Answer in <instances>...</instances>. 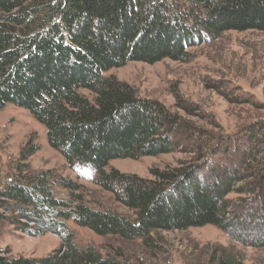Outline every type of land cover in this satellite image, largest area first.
Returning a JSON list of instances; mask_svg holds the SVG:
<instances>
[{
	"label": "trees",
	"instance_id": "obj_1",
	"mask_svg": "<svg viewBox=\"0 0 264 264\" xmlns=\"http://www.w3.org/2000/svg\"><path fill=\"white\" fill-rule=\"evenodd\" d=\"M227 30L264 32V0H0V110L26 109L70 168H93L94 184L130 212L93 208L70 177L32 171L26 161L38 147L28 143L9 178L0 168V224L31 236L52 231L61 242L42 257L0 252V264H159L80 247L68 221L99 236L140 238L146 248L160 230L207 224L264 247V124L247 137L210 144L182 115L102 75L130 61L184 60L196 39ZM171 152L193 157L154 166L149 177L104 169L113 158ZM55 184L67 198L56 196ZM210 247L209 264H244L240 253Z\"/></svg>",
	"mask_w": 264,
	"mask_h": 264
},
{
	"label": "rangeland",
	"instance_id": "obj_2",
	"mask_svg": "<svg viewBox=\"0 0 264 264\" xmlns=\"http://www.w3.org/2000/svg\"><path fill=\"white\" fill-rule=\"evenodd\" d=\"M187 50L189 56L184 60L164 58L153 64L130 61L105 70L102 75L116 76L132 85L139 96L158 100L182 115L205 130L206 136L211 137L210 144L217 138L227 142L247 137L255 125L264 124V32L227 30L215 37L204 34ZM182 103L190 104L192 109L188 112L180 108ZM258 132L260 137L264 136V129ZM28 143L38 147L26 161L32 171L49 170L54 177H70L81 185L78 191L83 193L89 206L130 214L110 192L94 184L96 171L93 168L87 165L70 168L63 156L48 145L44 125L26 109L7 104L0 110L3 178L11 176L21 149ZM186 143L188 147H196L192 141ZM260 145H264V140ZM192 155L171 152L138 159L113 158L104 169L149 177L150 168L176 165ZM53 189L57 197H68V191L60 185L55 184ZM67 223L78 246L93 247L103 256L159 264H209L210 245H221L240 253L244 264H264V247L245 246L211 224L184 230H160L153 234L152 241L156 245L146 248L140 238L123 240L118 236H99L72 221ZM60 242L61 238L52 231L31 236L6 223L0 224V252L4 255L42 257L59 247Z\"/></svg>",
	"mask_w": 264,
	"mask_h": 264
}]
</instances>
